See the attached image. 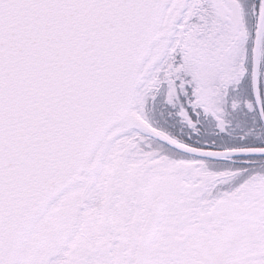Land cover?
Instances as JSON below:
<instances>
[{"label": "snow or ice", "instance_id": "6c2138e0", "mask_svg": "<svg viewBox=\"0 0 264 264\" xmlns=\"http://www.w3.org/2000/svg\"><path fill=\"white\" fill-rule=\"evenodd\" d=\"M0 264H264V0H0Z\"/></svg>", "mask_w": 264, "mask_h": 264}]
</instances>
